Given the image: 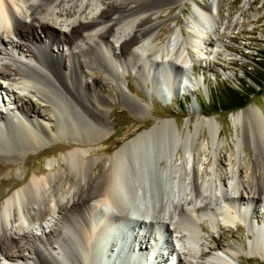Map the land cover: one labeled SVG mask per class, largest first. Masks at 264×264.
<instances>
[{"label": "bare ground", "instance_id": "1", "mask_svg": "<svg viewBox=\"0 0 264 264\" xmlns=\"http://www.w3.org/2000/svg\"><path fill=\"white\" fill-rule=\"evenodd\" d=\"M123 1L0 0V63H4L0 67V103L6 110H0V161L24 164L47 143L68 141L62 145L68 151L60 162H49L47 173L29 179L0 206V259L4 261L0 264L16 260L20 264H119L112 262L115 251L124 255L123 264H135V260L137 264H155L157 257L164 258L158 240L176 254L179 264H193L185 257L197 260L208 253L182 245V253H178L170 237L175 234L184 245L198 244L203 238L200 216H212V211L228 214L226 226L234 224L237 217L248 218L247 227L256 234L255 246L264 250V230L253 224L254 212H241V202L253 207L264 202V177L251 178L248 183L241 180L231 192L221 179V188H213V179L206 195L203 187L208 181L199 182L193 151L190 175L184 165L181 171L190 176L188 194V188L175 193L177 179L166 176L167 166L159 165L161 189L152 203L146 189L150 186L148 172L141 159L151 163L154 146L163 151L172 144L169 122L128 134L129 139L108 157L91 155V146L112 135L109 109L116 96L90 91L91 85L96 88L102 81L93 76L88 82L87 72L101 71L106 77L103 82L120 92L123 105L143 116L146 108L132 101L119 72L133 73L143 85L153 72L169 84L166 95L183 96L191 84L186 66L200 62L192 58L190 47L202 51L203 56L213 48L204 32V21L197 18H190L186 36L177 20L166 25L167 35L163 33V21L159 20L162 10L184 7L186 0H150L129 8ZM216 8L217 0H212L195 15L209 21L206 11ZM148 17H153V22H148ZM123 29L128 33L122 34ZM160 34L166 36L164 42L156 41ZM5 82L13 86L12 97L2 86ZM40 109L48 113L47 121ZM248 112L251 115H245ZM246 116L259 127V159L264 156V115L257 107H247L232 120L236 123ZM204 123L214 131L211 120ZM98 161L105 163V170L90 185ZM4 167L0 164V169ZM234 212L237 216L231 214ZM128 241L132 247L125 252L123 244ZM147 244L155 255L153 261L141 259ZM233 252L230 248L225 255L210 259L213 264H235L229 259Z\"/></svg>", "mask_w": 264, "mask_h": 264}, {"label": "rangeland", "instance_id": "2", "mask_svg": "<svg viewBox=\"0 0 264 264\" xmlns=\"http://www.w3.org/2000/svg\"><path fill=\"white\" fill-rule=\"evenodd\" d=\"M149 1L124 0L123 2L125 7L129 8L141 6ZM211 1L186 0L184 7L165 8L160 14L159 20L163 21L161 26L166 35L168 33L166 25L170 22L174 24L177 20L184 36H186L185 30H187V26H191V17L197 18L196 20L201 23L204 21V24L202 23L204 32L208 42L211 41L210 46L213 47L212 51L206 53L205 56L194 46L190 47V55L200 62L186 66V72L191 80L190 89L186 95L176 97L166 95L169 84L162 81L159 76H155V74L153 76V72H149V82L144 85L133 73L119 72L123 85L128 89L129 97L135 103L146 108V115H135L123 105L121 94L117 92L115 86H109L103 82L106 81V77L101 71L87 72L85 75V80L88 82L91 81L89 77L94 76L103 83L96 88L91 85L90 91H98L111 97L116 96L115 103L109 109L110 120L114 126L111 131L112 135L104 143L91 146V155L94 158L110 156L116 147L129 139L127 135L130 133L135 134V131L141 133L163 122L171 124L169 130L173 136L172 144L163 151L162 148L154 146L152 148L154 159L150 160L151 163L145 162L143 157L141 159L142 165L148 172L146 177H148L150 186L147 185L146 189L151 192L149 196L152 203L157 200V193L161 189V183L157 177L161 169L159 165L167 166L166 176L170 174L171 177L174 176L177 179L176 186L178 188H175V193L188 188L186 190L188 194L190 187L187 184L189 183L193 151L192 154L196 153L197 155L199 182L205 178L208 181L203 187L206 195L210 192L209 184L213 179V188L216 190L221 188V179L226 183L227 190L231 192L234 191L233 188L237 187L238 183L240 184L241 180L248 183L251 178L264 177V156L257 159V146L261 140L259 127L249 116L236 123L232 120L236 113L247 107H257L264 115V73L259 68V65L264 66L261 59L264 57V0H217L218 9L211 12L206 11L210 16L209 21L195 15L197 14L195 11L205 9ZM96 5L101 7V4L97 3ZM179 8L181 12H178ZM147 21L153 22V17H148ZM121 31L122 34L128 33L127 29ZM114 35L117 36L116 33ZM158 36L156 41H165L166 36L163 34ZM111 41L114 39L111 38ZM111 44L118 48L116 44ZM200 46L202 47L201 44ZM226 83L239 90L244 97L247 96L243 108H223L217 104L221 100L218 91L227 86ZM12 87H7L9 97L12 96ZM14 90L19 92L15 88ZM51 112L52 110L49 112V116H51ZM39 113L47 121L46 114L48 113L43 109H40ZM245 115L251 114L248 112ZM206 119L211 120L214 131L211 132L208 125L204 123ZM67 142V140L59 139L51 144L47 143L37 153L30 154L24 164L21 161L1 160L0 164L6 167L0 169V191L3 192V196L0 197V206L9 195L25 186L29 179L41 177L47 173L49 162H60L62 156L68 151L62 146ZM108 146L111 148L107 149ZM169 159L171 160L169 161ZM104 164L103 161L97 162L96 167L92 170L90 185L94 184L105 170ZM183 165L186 168V174L189 175L185 176L181 172ZM63 167L62 173H65V165ZM240 192L245 194L241 188ZM241 204V212H254L253 224L264 230V202L254 207L246 206L244 202ZM219 205H224L223 200ZM211 214L212 216H200L199 226L201 228L199 230L203 237L199 241L200 244L191 246V244L185 243L184 245L176 238L175 234L174 237H170L176 251H179L178 253H182V246H187L189 249H193L192 251L204 250L208 253L207 256L197 260L193 258L190 260V257H185V259L192 261L193 264H213L211 256L225 255V252L228 253V250L232 248L234 252L232 255L230 254L231 258L229 259L235 264H264V250L256 248L254 243L256 234L247 227L248 218L237 217L234 224L226 226L228 214L221 213V211H212ZM231 214L237 216L235 212ZM219 225L222 229H219ZM45 228L46 224L43 225V229ZM129 242L131 241L123 244L125 252L132 247ZM160 247L164 252V258L157 257L156 262L154 260L155 264H179L176 254L171 253L169 246L164 243ZM150 252L152 253L150 244H147L141 259L153 261L155 255ZM23 254L27 255V252L25 251ZM181 257L184 258L183 255ZM125 261L124 255H116V251L114 252L112 262L123 264ZM135 262L137 264L136 260ZM0 263H4V261L0 259ZM12 263L20 264L22 262L16 260Z\"/></svg>", "mask_w": 264, "mask_h": 264}, {"label": "trees", "instance_id": "3", "mask_svg": "<svg viewBox=\"0 0 264 264\" xmlns=\"http://www.w3.org/2000/svg\"><path fill=\"white\" fill-rule=\"evenodd\" d=\"M264 62V57H261ZM259 68L264 73V66L259 65ZM258 84V83H257ZM221 90L218 91L221 100L218 101V105L223 108L241 109L245 105L246 97L241 94L237 89H234L231 85L226 83Z\"/></svg>", "mask_w": 264, "mask_h": 264}]
</instances>
